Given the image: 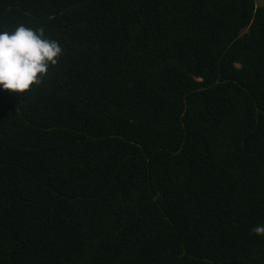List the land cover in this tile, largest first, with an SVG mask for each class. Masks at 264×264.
Here are the masks:
<instances>
[{
  "label": "trees",
  "instance_id": "1",
  "mask_svg": "<svg viewBox=\"0 0 264 264\" xmlns=\"http://www.w3.org/2000/svg\"><path fill=\"white\" fill-rule=\"evenodd\" d=\"M19 25L63 55L0 91V264H264V0H0Z\"/></svg>",
  "mask_w": 264,
  "mask_h": 264
},
{
  "label": "clouds",
  "instance_id": "2",
  "mask_svg": "<svg viewBox=\"0 0 264 264\" xmlns=\"http://www.w3.org/2000/svg\"><path fill=\"white\" fill-rule=\"evenodd\" d=\"M62 55L59 42L45 38L43 28L19 25L11 31L0 30V91L28 95L43 83ZM252 231L264 236V224Z\"/></svg>",
  "mask_w": 264,
  "mask_h": 264
},
{
  "label": "rangeland",
  "instance_id": "3",
  "mask_svg": "<svg viewBox=\"0 0 264 264\" xmlns=\"http://www.w3.org/2000/svg\"><path fill=\"white\" fill-rule=\"evenodd\" d=\"M256 1H257V3H259V2L262 3V0H256Z\"/></svg>",
  "mask_w": 264,
  "mask_h": 264
}]
</instances>
